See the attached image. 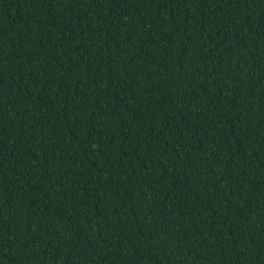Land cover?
<instances>
[{"label": "trees", "instance_id": "trees-1", "mask_svg": "<svg viewBox=\"0 0 264 264\" xmlns=\"http://www.w3.org/2000/svg\"><path fill=\"white\" fill-rule=\"evenodd\" d=\"M0 264H264V0H0Z\"/></svg>", "mask_w": 264, "mask_h": 264}]
</instances>
